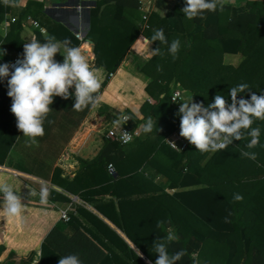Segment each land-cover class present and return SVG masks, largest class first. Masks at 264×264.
Segmentation results:
<instances>
[{"label":"trees","instance_id":"trees-1","mask_svg":"<svg viewBox=\"0 0 264 264\" xmlns=\"http://www.w3.org/2000/svg\"><path fill=\"white\" fill-rule=\"evenodd\" d=\"M227 2L228 0L222 10L218 8L215 12H206L203 19H188L181 11L186 6L185 0H179L174 4L171 14L166 17L150 14L144 29L139 10L140 0H98L90 9V28L85 39L94 45L95 66L106 71L100 92L140 35L150 41L157 29H164L168 43L151 42L153 51L158 48L160 54H153L141 68V72L150 78V82L144 89L148 100L141 105L139 112L143 119L155 118L149 135L157 141L158 149L168 148L163 140L179 129L180 117L176 115L178 111L169 99L176 85L189 97L193 96L194 102H203L205 106L213 101L216 94L224 96L230 102L229 90L242 83L249 85L251 92L264 94V2L248 0L238 6ZM5 11L0 5V22L4 19ZM56 27L71 41V46L80 45L68 31L61 26ZM51 32L53 35L55 29L49 30ZM35 35L38 37L39 32L36 31ZM176 39L180 41V49L177 58L173 59L168 47ZM11 41V34H8L4 39L0 38V46L9 50L8 46L13 47ZM225 54H240L243 60L237 67L225 65ZM8 62L0 57V64ZM136 84L139 85L140 82L137 80ZM7 91L5 78L0 81V166L7 159L20 132L16 127V119L10 112L12 101L7 96ZM241 95L245 99L250 98V94L245 92L238 94L237 99ZM53 101L65 111L72 109L74 104L73 97L68 100L54 97ZM107 110V107L99 109V115L110 121ZM113 123L111 120L110 124ZM252 127H259L261 132L260 142L255 148L246 147L250 138L245 134L244 139L234 140L226 149L213 153L204 166L200 163L207 153L201 154L194 145L188 143L187 149L178 155L171 152L178 159L182 158L185 161L184 168L193 173L201 184L208 187L229 208L222 229H210L185 208L182 209V221L177 223L173 217L176 209L165 206V194L153 193L146 196L142 192L145 196L137 199L140 206L151 203V210L155 211L154 217L157 215L158 218V214L164 213V210L169 211V221L180 233L179 239L169 244V255L181 249L185 251L182 260L176 264H264V121L256 120ZM130 128H136L131 121ZM128 147L129 144L120 145L112 138L105 139L104 147L94 160H78L79 172L65 185V191L77 195L88 204L99 202L94 204L95 208L110 220L99 200L100 196L108 191L115 198H119V190L125 191L124 188L131 186L135 178L142 177L136 171L128 174L119 172L122 161L116 158V154L126 158L129 155ZM242 151L255 152L256 160L241 156ZM110 163H114L118 175L108 172ZM0 183L11 185L21 194L24 203V213L19 221L23 225L21 232L19 228L15 232L16 236L7 235L6 223L4 225L0 220V233L5 227L2 238L4 243L0 244V251L10 245L14 253L30 259L44 245L59 255L56 260L46 264H58L61 257L68 255H77L82 264H124L127 258L140 262L118 238V246H124L125 259L112 253L104 255L98 252V234L103 230L114 234L93 214L81 208L76 210L92 228H87L73 211L69 213V220L63 222L60 213L40 202V208L31 203L25 206V202H29L28 198H37L39 201L40 198L30 195L35 189L23 183L17 176L0 171ZM49 193L50 203H67L69 200L54 191L49 190ZM237 193L243 196L242 201L233 199ZM108 207L113 208L111 200ZM38 212L43 218V226L40 224L39 228L36 227V230H40L39 237L36 233L32 234ZM20 217L10 216L15 221ZM158 222L159 219L154 224L157 225ZM158 227L164 234L166 226L160 224L156 229ZM191 232L198 233L199 237L193 239L188 236ZM192 253H196L195 260ZM147 258L155 264V259L149 255Z\"/></svg>","mask_w":264,"mask_h":264},{"label":"crops","instance_id":"crops-1","mask_svg":"<svg viewBox=\"0 0 264 264\" xmlns=\"http://www.w3.org/2000/svg\"><path fill=\"white\" fill-rule=\"evenodd\" d=\"M97 1L14 0V5H5L3 0H0V5L6 9L4 19L0 22V38L4 39L8 34H11V46H13H8L9 50L7 47L0 46V49L6 51V54L3 56L0 54V57L4 62L11 61L13 58H22L24 44L30 43L34 39L43 43L46 35L54 36L57 41L63 40L66 36L62 35V30L56 27L58 25L80 42L79 47L89 58L93 69L97 71L98 78L103 82L106 78V71L102 67L95 66L94 45L85 39L90 28L89 12ZM177 1L179 0H151L148 14L150 16V14L156 13L161 17H166L171 14ZM246 1L248 0H228L227 3L238 6ZM258 1L264 2V0ZM134 23L137 24V21L134 20ZM34 24L38 25V28H35ZM54 29L53 35L52 32L49 33V30L54 31ZM36 31L39 32L38 37L35 35ZM143 38L140 35L134 41L116 71L109 76L105 87L98 93L100 96L98 108L89 107L81 112H77L73 108L65 111L53 101L50 105L52 111L44 124L45 134L38 138V145L26 146L25 138L20 131L7 159L0 166L1 172L17 176L37 192L40 191L41 186H46L48 190L66 196L69 199L67 203L48 202L47 206L54 212L60 213L61 210L69 207L70 212L73 211V214L87 228H92V225L77 213L78 208L99 218L114 235L104 230L98 234L100 240L98 252L104 255L112 253L125 259L123 258L124 246H118L116 241L118 238L126 245L130 253L136 255L140 260V262H134L127 258L124 264H154L147 256L157 259L154 244L165 242L169 227L180 237L177 227L169 221L168 210L159 213L157 218V215L154 217L155 211L151 210L153 208L151 203L145 206L138 204L137 199L145 196L142 195V192L146 193V196H151L153 193L165 194L167 197L165 206L176 209L173 212L175 213L173 217L177 223L182 221V209L185 208L192 216L201 220L205 226L213 230H220L224 227V218L229 210L211 193L208 187L198 181L193 173L185 171V161L182 158L178 159L172 155L171 152L176 155L179 153L173 150L166 140L178 129L163 140L168 148L158 149L159 146H157L155 138L149 133H144L140 128V125L147 120L142 118L139 109L148 100L144 89L150 82V78L141 72V68L153 56L152 44H143ZM55 60L62 62L63 56L57 53ZM242 60L243 57L240 54H225L223 57V63L233 67H237ZM137 80L140 82L139 85L136 84ZM177 87L180 88L178 85L174 88ZM70 92H74V87L70 89ZM104 107L108 108L107 113L110 121L105 116L99 115V109ZM125 114L131 117L130 121L138 130L139 136L129 144L127 148L129 155L126 158L116 154V158L122 161L119 172L128 174L136 171L137 175L142 177L135 178L131 186L124 188L125 191L119 190L121 194L119 198H115L108 191L105 195L100 196L99 200L103 204L104 211L107 212L106 216L110 217L109 220L95 208L94 204H99V202L88 204L77 195L66 192L65 185L70 183L79 172V159L92 161L100 153L105 144V138L102 136L105 127L110 125L111 120L112 122L118 120ZM152 119L155 122V118L152 117ZM49 120L52 123H48ZM212 155L213 153H207L200 165L204 166ZM111 164L114 171L113 173L108 172L115 176L118 175L116 166L114 163ZM28 200L29 202H25V206L31 203L40 208L37 198H28ZM110 200L113 205L112 209L108 207ZM32 210L34 209H29V211ZM157 219L159 222L156 225L154 222ZM0 220L4 225L6 223V233L11 236H16L15 232L18 231V228L20 230L23 225L19 222L21 217L15 221L3 211L0 212ZM35 224L32 234L36 233L39 237L40 230H36V227L39 228L40 224L43 226V218L39 212L35 218ZM160 224L166 226L164 234L161 233L159 227L156 229ZM4 233L5 227L0 233V244L4 243L2 239ZM188 236L194 239L199 237V234L191 232ZM136 248L142 253V258L137 255ZM191 256L194 260L197 258L196 253H192ZM58 257L57 253L41 245L30 259H26L14 253L12 247L7 245L0 251V264H46Z\"/></svg>","mask_w":264,"mask_h":264},{"label":"clouds","instance_id":"clouds-1","mask_svg":"<svg viewBox=\"0 0 264 264\" xmlns=\"http://www.w3.org/2000/svg\"><path fill=\"white\" fill-rule=\"evenodd\" d=\"M5 5H14V0H3ZM186 6L181 10L188 19L205 18L206 12H215L223 9L226 0H185ZM153 41L167 44L164 29H157L151 40L143 38L142 43L149 45ZM180 49V41L173 40L168 47V52L173 59L177 58ZM60 53L63 61L55 60V55ZM160 54L159 49L152 51ZM0 54L6 51L0 49ZM11 68V71H10ZM7 78V96L11 98L10 112L16 119V127L23 133L25 144L28 147L38 145V138L45 134L44 124L52 109L54 97L68 100L74 98L72 108L81 112L85 109L98 108L100 96L98 93L102 87V81L98 78L97 71L93 69L89 58L79 46H71V41L65 38L57 41L54 36H47L43 43L32 40L24 44L22 58L12 63L0 64V81ZM74 87V92L70 89ZM248 92L249 99H237L238 94ZM230 102L222 95H215L213 101L207 106L203 102H194L193 96L182 101L176 115L180 117L179 136L201 154L215 153L226 149L234 140L250 139L246 144L248 149L255 148L260 142V128L252 127L254 121H264V94L257 95L251 92L249 85L239 84L229 90ZM131 117L125 115L123 123ZM52 123V121H48ZM115 120L119 128L123 124ZM154 121L149 117L140 125L144 133H151ZM122 142L127 144L132 141V136L123 132ZM173 148H177L174 142H169ZM241 156L256 160L257 154L250 151H242ZM187 171V169H185ZM30 195L39 196L40 203L47 205L50 195L46 186H41L39 192L31 191ZM237 202L243 200L240 194H234ZM0 210L7 216H21L24 211V203L8 183H0ZM227 222V219H226ZM166 236L167 242L154 244L157 254L155 264H176L185 255L183 249L175 251L171 255L168 246L177 241L179 237L169 227ZM137 255L142 258V253L136 248ZM58 264H82L77 255L61 257Z\"/></svg>","mask_w":264,"mask_h":264},{"label":"built area","instance_id":"built-area-1","mask_svg":"<svg viewBox=\"0 0 264 264\" xmlns=\"http://www.w3.org/2000/svg\"><path fill=\"white\" fill-rule=\"evenodd\" d=\"M150 4H151V0H140V12H141V20H142V29L146 28V24H147V20H148V16H149V8H150ZM35 28H38V25L34 24ZM18 58H13L11 61H9V64L14 63ZM11 71V68H10ZM170 103L175 107V109L178 111L180 104L182 103V101H184V94L182 92V90L180 88H173L170 94ZM125 115L121 116L120 118H118L121 123H123V117ZM179 131L180 128L173 133L167 140L166 142L168 143V145L175 150L176 152L180 153V152H184L187 149L188 146V142L179 136ZM123 132H127L129 133V135L132 136V141L137 138L139 136V132L137 129H131L130 128V119H128L127 121H125L121 127L119 128L116 124H110V128L107 130V133L105 135V139L108 138H112L115 142H117L120 145H128L131 142L125 144L122 142L121 136ZM169 142H174L176 144L177 148H173L172 145ZM108 171L110 173H113L114 168L113 165L110 163L108 164ZM69 212H70V208L67 207L64 210L60 211V219L62 221L67 222L69 220Z\"/></svg>","mask_w":264,"mask_h":264},{"label":"rangeland","instance_id":"rangeland-1","mask_svg":"<svg viewBox=\"0 0 264 264\" xmlns=\"http://www.w3.org/2000/svg\"><path fill=\"white\" fill-rule=\"evenodd\" d=\"M232 60H233V58H231ZM231 60V61H232ZM234 61H235V58H234ZM230 62V61H229ZM179 86V85H178ZM180 87V86H179ZM180 89L182 90V92H183V94H184V99L185 100H188L189 98V96H187V93L186 92H184V90L180 87ZM126 115V114H125ZM120 118V117H119ZM110 128V125L109 126H106L105 127V129H104V131H103V133H102V136H104V138H105V135H106V133H107V130Z\"/></svg>","mask_w":264,"mask_h":264},{"label":"water","instance_id":"water-1","mask_svg":"<svg viewBox=\"0 0 264 264\" xmlns=\"http://www.w3.org/2000/svg\"><path fill=\"white\" fill-rule=\"evenodd\" d=\"M87 25H88V22H87Z\"/></svg>","mask_w":264,"mask_h":264}]
</instances>
